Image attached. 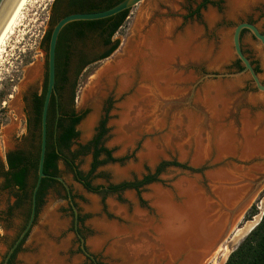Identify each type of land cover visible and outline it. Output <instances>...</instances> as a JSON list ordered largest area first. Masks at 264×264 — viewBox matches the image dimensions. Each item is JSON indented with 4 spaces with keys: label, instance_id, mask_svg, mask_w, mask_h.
I'll list each match as a JSON object with an SVG mask.
<instances>
[{
    "label": "rangeland",
    "instance_id": "374dc122",
    "mask_svg": "<svg viewBox=\"0 0 264 264\" xmlns=\"http://www.w3.org/2000/svg\"><path fill=\"white\" fill-rule=\"evenodd\" d=\"M149 1L140 2L129 10L114 36V39L117 40L116 49L108 58L90 64L82 77L75 82L73 107L75 112L81 115V119L75 126L77 136L71 143V151H79L80 147L86 146L96 134L99 121L105 118V134L101 138V145L111 152V157L115 160L96 168L90 176V182L93 186L105 187L132 181L147 173L157 159L180 158L178 146L182 147L185 154L191 151V146L186 142L189 138L185 130L188 122L185 120L181 128H175L171 124L170 118H167L162 127L151 129V131H147L145 128H139V131L136 128H130L129 130L127 128L131 124L127 122L120 126L117 125L122 118L120 105L128 96L127 93L118 94L116 91L120 75L115 77L116 84L114 83V86L106 88L105 96L99 107L93 108L91 104L81 105V96L86 89L93 85L92 81L96 73L116 57L126 55L131 44L138 40L140 25H145L147 19L150 22L157 18L177 22V33H184L187 29L194 30L196 28L200 35L201 52L208 53L209 49L212 51L207 61L200 60L181 69L185 77L190 75L192 78L186 84L187 92L185 96L180 98L179 104L177 103L181 110L185 109L196 113L197 109L195 110L193 107V101L197 92L209 85L223 83L232 85L234 89L232 94L239 99V102L235 105L233 115L228 117L229 120H232V118L239 119L240 114L238 112L243 110H247L251 114L261 113L264 115V92L256 91L246 74L236 78L204 79L195 85L193 95L188 101L192 85L202 75L239 71L231 49V30L236 23L249 22L263 33L264 0H255L254 7L239 14H231L227 11L226 0H208L209 3L201 7L197 14H193V11L203 0H175V8L172 9L163 3H158L159 7H156L150 15H147L144 14V8H146L145 6ZM51 2L52 0L26 1L18 25L0 55V162H3L6 151L20 146L18 138L24 134L20 95L28 89L35 90L39 87L42 61L45 54V45L42 43V38L48 30L47 17ZM210 11L215 15V21L212 25H209L205 20V14ZM144 15H146L145 18ZM221 46L226 47L227 56L218 64L215 59ZM74 47L81 48L79 44H75ZM240 47L252 66L256 68L257 77L263 83V48L247 31H242L240 34ZM88 49L90 56L93 52L100 50V48L90 47ZM218 81L221 82L218 83ZM249 98L252 99V102H247ZM121 134L122 136H129L128 138L135 136L131 142L119 141L117 139L119 136L121 137ZM200 138H204V135L202 134ZM159 140L160 142H167L168 140V145L166 147L157 146L159 153L154 159L143 157L144 144L146 142L157 144ZM104 158L101 155L99 160ZM184 161L185 159L182 160V162ZM90 163V153L79 155L75 159V165L83 174L89 171ZM57 169L58 177L69 187L73 204L82 218L78 224V231L84 239L87 252L94 257L96 264H164L161 261L163 259L159 257L158 252L160 250L158 251V247L154 248L156 242L153 241L154 236L152 235H155V233L151 226H148L149 224L152 226L158 225V215L148 199L150 188H141L138 192L124 190L118 194L102 196L86 191L73 179L72 173L66 169L61 161L57 162ZM180 175L181 172L178 173L175 169L164 168L157 178L160 181L159 184L165 188L169 187ZM64 197L65 193L58 186L46 190L35 220L11 264H94L85 258L78 249V241L72 229V216L68 209L67 196L66 199ZM172 198L175 197L172 196ZM13 202L14 198L6 191L0 192V263L9 244L13 241L23 223L22 208L12 207ZM263 205L264 186L251 200L248 209L223 242L222 247H229V252L226 253L224 260L222 259L225 252L219 251V253L214 254L207 264H224L226 262L229 254L244 239L242 238L235 246L229 244L236 230L252 221L260 213V208ZM9 207H11V212L8 215L7 210ZM251 208H253L255 214L248 218L247 215ZM100 224L117 226L120 231L117 232L118 234L112 233L107 234V236L103 232L105 237L102 239V243L95 247L92 241L98 239V237H103V234L97 228ZM142 238L148 240L150 245L146 241L144 242ZM151 243L154 245L152 246ZM131 244H137L138 246L142 244V249L145 247L154 248L159 259H153V262H150L149 260L153 256L145 257L140 254L132 256Z\"/></svg>",
    "mask_w": 264,
    "mask_h": 264
},
{
    "label": "bare ground",
    "instance_id": "6f19581e",
    "mask_svg": "<svg viewBox=\"0 0 264 264\" xmlns=\"http://www.w3.org/2000/svg\"><path fill=\"white\" fill-rule=\"evenodd\" d=\"M26 1L21 0L19 2L0 33V55L18 25ZM226 2L227 11L231 14L249 11L256 4L255 0H226ZM158 3H163L172 9L176 7L175 0H150L144 8V14L150 15L156 7H159ZM205 20L209 25H212L215 21L214 13L207 12ZM143 25H140L141 28L138 30V40L131 44L126 55L116 57L96 73L92 81L93 85L86 89L81 96V105L91 104L93 108L99 107L105 96L106 88L114 86L115 77L120 75L116 91L118 94L127 93L128 96L120 105L122 118L117 125L120 126L127 122L131 124L127 128L129 130L130 128L137 130L145 128L147 131H151V129L162 127L167 118H170L171 124L175 128H181L185 120L188 122L186 129L184 128L186 134L194 142V153L191 161L192 164H198L208 151L199 134L194 133L197 125L201 121L221 122L220 119L229 120L228 117L233 115L239 99L233 96L232 85L219 83L204 87L197 92L193 101V107L195 110L197 109L196 113L185 109L181 110L178 107L180 98L185 96L186 84L192 80L190 75L185 77L181 69L200 60L207 61L212 51L209 49L208 53L201 52L200 35L196 28L194 30L192 28V30L187 29L184 33H177V22L158 18L152 22L147 19ZM226 56L227 49L225 46H221L216 53V63L224 60ZM247 102H252V99L249 98ZM238 120L240 123L238 130L230 127L228 130L219 125L215 126L218 155L236 153L240 154L244 160L254 155H264V116L261 113L251 114L249 111L243 110L240 112ZM205 131L203 128L199 129L200 133ZM128 137L121 134L117 140L131 142L133 137ZM165 142H160V140L157 141V144L146 142L143 157L154 159L159 153L157 146L166 147L169 141ZM177 149L183 157L182 147L178 146ZM258 169L260 168L255 166L247 170L235 169L230 173L218 170L208 173L207 177L209 182L215 185L221 181H230V178L235 175L247 177ZM213 187L215 198L226 205L232 203L241 191L221 186ZM175 188L181 198L179 203L173 202L170 194L159 187H151L149 190L148 199L158 215V225H148L155 233L152 235L154 236V240H152L156 243L155 245L151 244L154 245V248L158 247V251L160 250L158 252L159 257L163 259L161 261L164 264H198L202 253L209 247L213 238L220 233L226 214L221 210L213 209V205L208 203L209 199H206L193 183L183 181L178 183ZM263 208L264 205L252 221L236 230L229 242L230 245H237L255 227ZM97 228L106 236L120 231L117 226L111 225L100 224ZM104 234L103 237H98L92 241L93 246L97 247L102 243ZM142 240L146 241L144 238ZM146 243L149 244L150 242L147 240ZM141 245L130 246V251H133L132 256L140 254L145 257H155L150 258V262H153V259H159L154 248L145 247L142 249ZM222 246L217 248L216 254L219 251L225 252L222 259L224 260L227 252H229V247Z\"/></svg>",
    "mask_w": 264,
    "mask_h": 264
},
{
    "label": "water",
    "instance_id": "95a60500",
    "mask_svg": "<svg viewBox=\"0 0 264 264\" xmlns=\"http://www.w3.org/2000/svg\"><path fill=\"white\" fill-rule=\"evenodd\" d=\"M21 0H0V33L5 26L6 22L18 6ZM145 0H121L116 4L112 5L111 7L97 12H90V13H68L66 15L61 16L58 18L50 27L49 36L46 44V91L44 95L41 116H40V129H39V153H38V161H37V168H36V180L35 184L32 189L31 193V201H30V212L28 219L23 227V229L19 232L17 237L13 240L11 246L6 250L5 255L0 264H6L8 258L17 247V245L21 242L24 236L30 230L33 222H34V213H35V193L38 189L40 180L44 177H48L47 175L43 174L42 166L44 160V153H45V119H46V109L49 102V98L51 93L53 92V84H54V49L57 36L60 30L66 26L67 24L74 23V22H86V21H95L100 19H105L108 17H112L116 14H119L123 11L130 10L132 7L136 6L138 3L143 2ZM242 31H247L250 35L258 41L261 47L264 50V32L261 33L252 23L249 22H239L234 25L231 30V49L232 53L236 60L239 61L241 66V70L234 72V73H208L202 75L195 84L192 85L191 90L188 95V101L191 99L193 95L194 87L197 83L202 82L204 79L207 78H214V79H222V78H236L243 74H246L250 80L251 85L255 88L258 92H264V82L261 83L257 77L254 68L249 61V59L243 54L241 47H240V34ZM110 56V55H109ZM107 56L106 58H108ZM106 58H103L98 61H102ZM240 114V111L238 112ZM203 115V114H202ZM264 116V115H263ZM223 120L221 122H213V121H201L204 123L199 122L200 124L197 125L194 133L204 135V138H201L204 141V144L207 146V155L202 158L200 163L192 164V156L194 153V142L191 139H187L188 145L191 146V151L189 153H184L183 157L178 159H157L152 165L151 168L148 169V173L153 174L156 166L160 162H167L171 163L174 162L179 166H168L167 169H175L176 171L181 172V175L176 178V180L169 185V187H163L160 181L157 178V181L149 183L143 188H151V187H159L164 191H167L170 194V197L173 202L179 203L181 201L180 196L177 194V189L175 186L183 181H189L193 183L197 189L202 193V195L209 199L208 203L213 205V209H217L218 211L221 210L226 214V219L224 221L223 227L220 233L213 238L209 247L206 248L205 252L202 253L199 263L198 264H207L214 254L218 247L222 246L223 242L226 240L228 234L233 229L234 225L237 221L242 217L244 212L248 209L251 200L257 194V192L264 186V155H254L248 159H242L240 154H227L218 155L216 150V133H215V126L219 125L224 129L234 128L238 130L240 128V123L238 118H232V120ZM205 129L204 133H200L199 129ZM192 135V134H191ZM239 141V140H238ZM181 156V155H180ZM182 162V160H184ZM259 167L258 171L252 172L247 177L241 176H232L230 181L227 182H218L215 185L210 183L208 180V173H213L218 170H223L227 172H232L235 169H242L247 170L253 167ZM263 166V167H262ZM144 175V174H143ZM143 175H140L136 179L139 180L142 178ZM56 181H58L64 188L67 196L68 204L72 210V229L74 231L75 237L78 241V249L82 253V255L87 258L88 260L92 261L94 264V257L87 252L84 239L78 232L77 228V209L73 204V201L70 196L69 187L63 182L60 177H53ZM213 186H221L227 189H234V190H241L240 194L230 203L229 205L223 204L220 200H217L214 196V187ZM174 196L175 198H172ZM215 211V210H214ZM264 212H261L259 217V221L261 216ZM258 221V223H259ZM257 223V224H258ZM256 224V225H257ZM255 225V226H256Z\"/></svg>",
    "mask_w": 264,
    "mask_h": 264
},
{
    "label": "trees",
    "instance_id": "16d2710c",
    "mask_svg": "<svg viewBox=\"0 0 264 264\" xmlns=\"http://www.w3.org/2000/svg\"><path fill=\"white\" fill-rule=\"evenodd\" d=\"M56 1L57 0H52V2L50 3L49 9H52V11L54 10ZM119 1L121 0H114L112 5L116 4ZM207 3H209L208 0H203L202 3L193 11V14H197L199 9ZM109 7L111 6L102 8L93 4L77 5L75 2H72L71 4H69L70 9L68 13L97 12V11L105 10ZM128 12L129 10H126L113 16L116 17L117 19L112 24V28L109 32V35L112 34L118 27L122 25ZM111 18L112 17L95 20V21L74 22L67 24L60 30L55 43V48L56 45L58 46V40L60 39L62 32L65 29H67L68 26L73 24H86L89 26V28H93L102 25ZM49 30L50 29H48L45 32L42 38V43L44 45L47 44ZM116 47H117V43H115L104 54H102L99 59L101 60L109 56L116 49ZM236 64L238 65V70H241V66L238 60H236ZM253 68L254 71L257 73L256 68L255 67ZM74 94H75V85H73L71 89V95H70L71 104H73ZM40 106L41 103H39L38 106L39 108L37 109L38 117L40 115ZM80 119H81V115H74L73 113H71L68 116V119H66L67 120L66 124L60 127V133L57 136L56 145L48 144L45 139V153H44L42 172L48 177H44L40 180L38 189L35 193L34 220L38 212V209L42 205L43 197L47 189L53 186H58L65 193L64 198L66 199V192L64 188L61 186V184L58 181H56L53 178L59 176L57 169L58 161H61L64 164L66 169L72 173L73 179L77 183H79L86 191L94 194H99L102 196L118 194L123 192L124 190H134L138 192L143 186L157 181V176L164 168L168 166H179L174 162L171 163L160 162L156 166L153 174L147 172L139 180L134 179L132 181L107 185L105 187L93 186L90 182V176L96 170V168L104 163L114 162L115 160L111 157V152L101 145V138L105 134V127H104L105 118L99 121L96 128V134L93 136V138L89 141V143L86 146L80 147L79 151H74V152L70 151L71 143L77 136V132L75 131V126L78 124ZM38 153H39V123L37 126V143L30 145V148L28 150L15 149L12 151H8L4 155L5 157L4 164L0 162V179L4 180V184H1L0 190H7L8 191L7 193L14 198L12 207L22 208L23 223L18 233L15 235L14 239L23 229L29 216L31 193L36 180ZM87 153H90L91 155V163H90L89 171L86 174H83L78 170L77 166L75 165V159L79 155L87 154ZM101 155L105 157L103 160H99V157ZM71 199H73L72 196ZM68 209L71 216H73L72 210L69 207V205H68ZM250 210L251 211L247 215L248 218H251L255 214L253 208H251ZM10 212H11V207L8 208L7 214L9 215ZM81 220L82 218L78 214L77 224H79ZM27 234L14 249L10 257L8 258L6 264H11L13 257L19 250V247L26 238ZM12 243L13 241L9 244L8 248L11 246ZM224 264H264V212L257 226H255L238 244V246L229 254Z\"/></svg>",
    "mask_w": 264,
    "mask_h": 264
},
{
    "label": "flooded vegetation",
    "instance_id": "af4514ba",
    "mask_svg": "<svg viewBox=\"0 0 264 264\" xmlns=\"http://www.w3.org/2000/svg\"><path fill=\"white\" fill-rule=\"evenodd\" d=\"M113 1L114 0H57L54 10L52 11V9H48V29H50L51 25L58 18L68 13L70 9L69 4L72 2H75L77 5L93 4L104 8L112 6ZM116 19V17L112 16L111 19L102 25L93 28H89L86 24H73L68 26V28L62 32L61 37L58 40V46L56 45V48L54 49L53 92L50 95L46 109L45 139L48 144L56 145L57 136L60 133V127L66 124V119H68V116L71 113L79 115L75 112L73 104H71L70 101L72 86L82 77L90 64L96 63L100 60L99 58L101 55L117 43L114 36L119 27L109 35L112 24ZM75 44H79L81 48L78 49L74 47ZM89 47L100 48V50L93 52L90 56ZM44 49L45 52L46 45ZM41 68L38 89H28L21 95L19 94L24 134L18 138L20 146L14 147L10 151L15 149L28 150L30 145L37 143V126L39 123L40 129V116L46 91L47 71L45 54ZM39 103H41V106L40 115L38 117L37 109L39 108ZM7 152L8 151H6L4 155ZM4 162L5 157L3 156V162L1 163L4 164ZM1 184H4L3 179H0V186ZM3 191L8 192L7 190H0V192Z\"/></svg>",
    "mask_w": 264,
    "mask_h": 264
},
{
    "label": "crops",
    "instance_id": "0c3cea01",
    "mask_svg": "<svg viewBox=\"0 0 264 264\" xmlns=\"http://www.w3.org/2000/svg\"><path fill=\"white\" fill-rule=\"evenodd\" d=\"M221 82V81H218V83Z\"/></svg>",
    "mask_w": 264,
    "mask_h": 264
}]
</instances>
